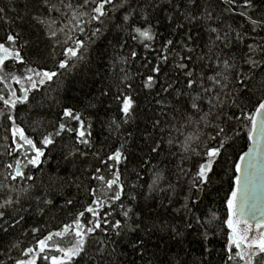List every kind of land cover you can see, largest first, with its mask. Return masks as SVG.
<instances>
[{
  "label": "snow or ice",
  "instance_id": "1",
  "mask_svg": "<svg viewBox=\"0 0 264 264\" xmlns=\"http://www.w3.org/2000/svg\"><path fill=\"white\" fill-rule=\"evenodd\" d=\"M257 2L258 0H243L242 3L240 0H217L222 7L220 14L214 15V10H209L211 0H204L203 4L201 0H167L168 6H174L178 13L166 17L170 25L177 30L183 29L186 24L204 26L209 33V40L199 53L196 48L200 45L196 44L190 33L179 47L174 39L165 38L161 43V50L158 51L160 63L149 69L152 74L147 75L142 82V87L150 94L158 89L157 96L160 98L154 99L159 110L152 119L151 126L153 132L158 130L161 135L159 138H154L153 134L145 137L146 141H150L148 158H140L130 172L127 168L125 143L122 142L120 147L104 155L99 150L92 151L95 147L91 131L93 124L86 122L84 114L73 107L62 109L53 131L42 132L39 127L34 128L33 131L39 136L38 140L26 135L25 129L16 124L13 115L6 116L11 121L12 147L9 148L8 155L13 157L14 164L7 163L5 167L13 169L12 181L19 179L31 183L19 189L11 185L5 186L9 192L17 194L14 197L6 196L0 202V221L3 222L0 223V230L4 233L26 221L27 216L33 214V204L36 214L40 216L56 208L58 196L64 199L61 208L75 205L76 201L63 192L66 181L50 180L45 183L43 180L42 158L46 156L50 146L55 145L56 137L67 135L74 141L73 148L65 159L77 155L86 157L91 152L98 161L97 166L84 171V178L88 183L85 184L82 180L76 185L78 190L88 196V203L74 214L71 223H65L60 230L49 232L38 239V253L33 255L34 249L28 247L24 255H31V259H18L15 264H36L37 256L49 249V242L55 245V252L61 254L51 256L50 264H116L115 245L124 239H127V244L132 249L140 252L147 244L145 237L150 236L158 227L150 222V217L136 211V202L141 195L145 200L159 197L161 205L165 208L170 206V213L179 218V223L159 226L161 231L167 230L172 239L179 240L186 231L192 229H196L205 240L209 239L210 233L215 234L214 225L219 216L211 208H201V196L212 183L215 166L227 150L230 133L234 134L231 136L232 140L240 135L235 124L247 122L250 125L247 138L254 144L252 152H259L261 145H264V97L256 100L250 112L245 110L244 102V94L249 91L247 86L257 77L264 76V37L259 40L252 38L253 42L248 43L249 37L245 31L231 26L222 31L206 22H220L224 13H233L234 8L239 6L241 11L238 15L251 26L247 32L260 36L264 32V0H259L261 8H257ZM160 7L155 0H32L31 9L25 11L19 19L23 21L25 17H30L29 23L44 31L52 41L53 49L57 46L62 49L64 59L57 61L56 67L67 70L75 68L77 63L84 60L85 50L103 34L106 27H116L130 39L142 44L146 50L151 49L150 42L156 39L157 33L149 9ZM247 10H251V14ZM8 11L17 9L13 7ZM0 21L12 23L4 8H0ZM243 27L242 25L241 28ZM21 35L20 31H15L14 34L7 35L6 43L0 42V84L8 89L7 95H0V101L6 108L13 110L18 104L29 103V92L41 91L62 74L57 70L41 71L32 67L26 68L28 74L23 77L9 72L7 61L13 60L20 65L26 63L21 51L15 47ZM82 36L85 39H81ZM27 44L28 41H25L20 48L23 49ZM124 46L121 44L120 48L123 49ZM240 46H243L242 49L235 54L225 53V49L231 52L233 48ZM136 56V51L132 50L129 56L114 58L112 75L115 76L114 68L117 64H127L129 59L134 60ZM151 63L147 61L144 66ZM168 63L173 64L176 75H166L161 82L162 65ZM120 71L124 75L118 78L115 93L110 90L102 92L103 96L113 94L119 112L122 113L120 120L113 119L109 122L110 134H118L135 114L134 98L130 94L133 88L131 77L125 68L121 67ZM9 80L21 85L19 95L7 83ZM23 81H27V87L23 86ZM165 96L171 98L167 103ZM0 115L4 113L0 112ZM249 155L245 153L240 156V162ZM155 157L161 159L152 163ZM120 165H124V168L121 169ZM255 168L254 159L249 160L247 170L242 168V163L235 164V187L225 202L227 262L238 258L243 264H264V215L256 219L254 226L244 219L246 209L255 219L256 205L252 195ZM37 173L41 174L39 182ZM145 173L148 175L147 179ZM145 185L146 194L139 191ZM125 199L129 203L126 204ZM250 201H253L251 207ZM10 210L18 215L9 218ZM241 225L244 227L241 228ZM253 227L256 235H252ZM39 231L34 226L31 234L35 236ZM68 236L73 237L68 247L61 246L55 239ZM97 236L102 238L95 239ZM204 250L211 254V249L207 246ZM43 259L48 260V255L45 254ZM169 264H182L179 254Z\"/></svg>",
  "mask_w": 264,
  "mask_h": 264
},
{
  "label": "trees",
  "instance_id": "2",
  "mask_svg": "<svg viewBox=\"0 0 264 264\" xmlns=\"http://www.w3.org/2000/svg\"><path fill=\"white\" fill-rule=\"evenodd\" d=\"M243 0H240L242 3ZM27 3V8H26ZM156 4L161 5L155 10L149 9L153 24L156 25V39L151 43V49L146 50L144 46L130 39L125 33L118 31L116 27L105 28L102 35L95 39L94 43H90L85 50V58L77 63L75 68L67 70H59L56 67L57 61L64 59L62 49L57 46L53 49L52 41L47 38L39 26L29 23L30 17H25L23 21L19 16L23 15L32 7V0H0V8H4L7 12V18L12 21L6 24L0 21V42L6 43L8 34H14L15 31L22 33L20 41L17 43L16 50L21 51L22 57L26 63L24 65L17 64L13 60L6 62L7 70L14 72L16 75L23 77L27 75V67H32L37 70H57L62 73L54 78V83L45 85L41 91L29 92V103L18 104L16 109H8L2 101H0V202L6 196H15L16 192H9L6 185H11L16 189L26 186L29 181L11 180L13 169H7L5 164L13 163V157L8 155L11 145L10 125L11 121L6 119L8 114L13 115L16 124L25 129V134L36 140L39 136L34 128L39 127L40 131H53V126L58 124V116L61 114L64 107H73L77 111L84 114L86 122L90 121L93 124L91 129L93 136L92 140L95 145L92 151L99 150L102 155L108 154L120 147L121 143H125V151L128 154L127 168L129 172L137 165L140 158H148L150 141H146L145 137L153 134L154 138H159L161 133L157 130L153 132L151 121L155 117L159 106L155 103L158 89L153 90L150 94L142 87L143 79L152 74L149 69L160 63L158 51L161 50V43L165 38L174 39L179 47L190 33L196 44L200 47L196 48L197 53L207 44L209 33L205 31V27L201 25H185L183 29L177 30L170 25L166 19L169 15H178L175 12L174 6L169 7L167 0H155ZM204 3V0H201ZM15 7L17 11H8ZM220 7L217 0H211L209 10H214V15L220 14ZM257 8H261L259 0ZM241 11L239 6L235 7L233 13H224L220 22L216 20L207 21V24L227 30L228 26L233 29L245 31L248 35V43H252L253 39L259 40L264 37V32L260 36L255 33L247 32L251 26L246 23L243 17L238 13ZM249 14H251V10ZM117 15H120L118 13ZM244 26L241 28V26ZM85 39V37H80ZM25 41L28 44L23 49L20 45ZM124 44L123 49L120 45ZM195 46V45H192ZM243 46L233 48L231 52L225 49L228 55L235 54L242 49ZM135 50L136 58L129 59L127 64H117L114 68L115 76L112 75L113 59H119L120 56H129L130 52ZM206 50V49H205ZM55 55V59H53ZM179 59V57H177ZM147 61H151L147 67L144 65ZM126 69L128 76L131 77L133 88L131 95L134 98L135 114L128 124L122 126L120 132L112 134L108 131L109 122L113 119L120 120L122 113L119 112L117 101L113 94L103 96L102 92L111 91L115 93L116 85L119 83V77L124 75L120 68ZM163 73L160 76V81L163 82L166 75L175 76L176 72L171 63L162 65ZM211 74V73H210ZM12 89L17 90L19 95L20 84L14 81H7ZM23 86L27 87V81H23ZM180 87V85H177ZM249 91L244 94V102L246 111L253 110L252 105L258 98L264 97V76L257 77L247 86ZM8 89L4 84H0V95H7ZM170 97L165 96V103L170 101ZM90 105H94L91 107ZM236 129L240 135L234 140L230 133L227 150L224 151L222 158L215 166V175L212 176V183L206 187V191L201 196V208L207 210L213 209L217 212L219 219L214 225L215 234H209V239L205 240L203 235L198 234L196 229L186 231L183 237L179 240L172 239L171 234L167 231H161L159 226L169 223H179V218H175L174 214L170 213L169 208H165L159 202V197L156 199L145 200L143 195L136 202V211L142 212L146 217H150V222H154L158 227L150 236H146L147 244L141 248L140 252L135 251L127 244V239L120 240L116 245V264H169V261L176 259L179 254V260L182 264H241L237 258L233 262H227L228 252L227 244V226L224 221L227 218L226 198L231 195L232 188L235 187V164L239 163V157L242 156L249 144L247 138L250 125L247 122L243 124L236 123ZM7 137V139H5ZM74 141L67 135L56 137L54 146H50V150L43 159V180L45 183L50 180L53 182L66 181L63 192L68 198L76 201L74 206H64V199L57 197V206L53 210L47 212L46 215L40 216L36 214L35 205L33 204L32 215L27 216L26 221L22 222L15 228L9 229L8 233L0 230V264H15L18 259L28 260L30 256H25L24 252L28 247L34 249L33 255L38 253V239H42L49 232L60 230L65 223H71L74 214L82 210L83 206L88 203V196L78 190L76 185L83 180L85 184L88 181L84 178L85 169H91L97 166L98 161L89 152L86 157L79 155L65 159L69 150L73 148ZM82 147V146H78ZM84 151H88L84 149ZM160 157H155L152 163H156ZM163 166V165H162ZM121 169L124 165L119 166ZM127 176V173L125 174ZM145 179L148 178L147 173L144 174ZM40 173H37V182L40 180ZM7 177V179H5ZM93 184L95 182L93 181ZM142 193H147V186L139 190ZM125 203H129L125 199ZM24 214V213H19ZM14 210H10V216H17ZM0 223H3L0 221ZM6 226V225H5ZM40 229L33 236L31 229L33 227ZM102 237H95L100 239ZM132 238V237H129ZM63 247L70 246L73 240L72 236L63 239L55 238ZM115 239V237H113ZM15 245V247H13ZM205 246L211 249V254L206 252ZM111 248L112 245H109ZM233 249V253H234ZM142 253V255H141ZM47 254L49 259H43ZM61 255L55 252V245L49 242V249L46 253H40L37 256L36 264H50L51 256ZM9 256L11 259H9Z\"/></svg>",
  "mask_w": 264,
  "mask_h": 264
},
{
  "label": "water",
  "instance_id": "3",
  "mask_svg": "<svg viewBox=\"0 0 264 264\" xmlns=\"http://www.w3.org/2000/svg\"><path fill=\"white\" fill-rule=\"evenodd\" d=\"M253 147H254L253 142L249 141V144L244 154L249 153L250 155L246 157L243 162H240L239 160V163H242V168H244L245 170L248 169V163L250 159H254L256 163V168L254 170L253 184H252L253 201L256 205L255 219L253 218L251 212L248 209H246L244 216V219L250 221L254 226L256 219H259L261 218L262 215H264V145H261L259 152H252L251 150ZM240 188H241L240 196L242 197L243 179H241ZM253 201H250L249 207H251V203ZM241 264H243V262H241Z\"/></svg>",
  "mask_w": 264,
  "mask_h": 264
},
{
  "label": "rangeland",
  "instance_id": "4",
  "mask_svg": "<svg viewBox=\"0 0 264 264\" xmlns=\"http://www.w3.org/2000/svg\"><path fill=\"white\" fill-rule=\"evenodd\" d=\"M243 227H244V225H241V228H243ZM252 235H256V229H255V227H253Z\"/></svg>",
  "mask_w": 264,
  "mask_h": 264
}]
</instances>
